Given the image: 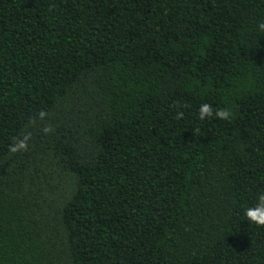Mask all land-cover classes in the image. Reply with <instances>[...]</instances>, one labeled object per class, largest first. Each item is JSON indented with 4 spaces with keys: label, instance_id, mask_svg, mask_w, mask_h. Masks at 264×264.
Masks as SVG:
<instances>
[{
    "label": "trees",
    "instance_id": "1",
    "mask_svg": "<svg viewBox=\"0 0 264 264\" xmlns=\"http://www.w3.org/2000/svg\"><path fill=\"white\" fill-rule=\"evenodd\" d=\"M261 22L264 0H0V264H264Z\"/></svg>",
    "mask_w": 264,
    "mask_h": 264
},
{
    "label": "clouds",
    "instance_id": "2",
    "mask_svg": "<svg viewBox=\"0 0 264 264\" xmlns=\"http://www.w3.org/2000/svg\"><path fill=\"white\" fill-rule=\"evenodd\" d=\"M258 28L261 32H264V22H261L258 25ZM180 107V105H177L178 109ZM41 115H43V113ZM198 115L199 119L202 121L206 118H212L213 116L220 120H230L232 117V113L228 108L213 109V106L208 103H203L199 107ZM183 116V111L178 110L175 118L183 119ZM49 130V128H45V132H48ZM196 131L199 132V129H196ZM19 147L23 148L24 145L20 144ZM12 150L16 151L17 149L13 148ZM244 216L249 223L255 224L259 227H264V192L259 194V196L257 197V202L254 206L249 207L245 210Z\"/></svg>",
    "mask_w": 264,
    "mask_h": 264
}]
</instances>
